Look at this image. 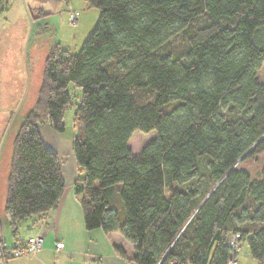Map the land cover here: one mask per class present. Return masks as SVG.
Masks as SVG:
<instances>
[{
    "label": "trees",
    "instance_id": "trees-1",
    "mask_svg": "<svg viewBox=\"0 0 264 264\" xmlns=\"http://www.w3.org/2000/svg\"><path fill=\"white\" fill-rule=\"evenodd\" d=\"M84 1L101 14L94 33L77 55L50 50L14 138L4 208L14 235L63 195L61 160L39 127L64 132L73 83L87 231L120 233L136 264H227L239 235L264 264V0ZM137 131L156 138L134 155Z\"/></svg>",
    "mask_w": 264,
    "mask_h": 264
},
{
    "label": "rangeland",
    "instance_id": "rangeland-1",
    "mask_svg": "<svg viewBox=\"0 0 264 264\" xmlns=\"http://www.w3.org/2000/svg\"><path fill=\"white\" fill-rule=\"evenodd\" d=\"M0 26H3V34L1 39L3 44L2 49L8 54L12 52V58L7 59L10 62H16L12 66L7 61L0 62V72L4 68H22L24 59V51H30L28 58L29 69H26V76H29V85L26 90H23L21 99L18 105L11 112V104L17 93L18 83L14 81L21 78L17 74L14 79H9L11 74L0 75V88H5L6 101L0 99V117L6 111L4 104L9 107L7 115L4 117L8 121V128L5 130L2 143L0 144V220L4 221V212L6 195H7V177L10 170V164L13 154L14 138L19 131L22 123L23 115L34 107L38 91L42 84L43 73L45 68L46 58L53 47L58 44L71 54L77 55L80 53L85 43L94 33L100 19V11L89 8L84 0H67L58 1L50 0L47 4L43 0H6L5 4L0 7ZM74 13L77 22L72 25L69 22L70 15ZM24 49V50H23ZM260 82L264 84V62L261 69L258 71ZM27 87V86H26ZM68 93L72 97V104L65 112L63 133L56 132L62 147L60 160H65L73 164L76 163L73 143L76 130L74 128V116L77 106L82 99V90L76 87L73 83L67 88ZM3 120V121H4ZM2 122V121H0ZM45 127L51 128L48 124ZM51 130H53L51 128ZM156 138V133H142L137 131L130 139L129 146L134 155H139L145 147ZM63 155V156H62ZM246 167L254 174L259 168L258 164L249 162ZM34 218V217H33ZM33 218L24 222V224H32ZM8 228V227H7ZM5 241L8 246L15 244L11 230H5ZM24 234V232H21ZM8 234V235H7ZM242 253L247 252L250 256L248 246L241 244ZM251 258V256H250Z\"/></svg>",
    "mask_w": 264,
    "mask_h": 264
},
{
    "label": "crops",
    "instance_id": "crops-1",
    "mask_svg": "<svg viewBox=\"0 0 264 264\" xmlns=\"http://www.w3.org/2000/svg\"><path fill=\"white\" fill-rule=\"evenodd\" d=\"M49 1L43 0V3L47 4ZM37 2L39 3V0ZM3 28V26H0V62L2 63L13 57L12 52L8 54L2 49L3 44H5L1 39L4 31ZM28 58H30V51H24L26 62H23L21 69L4 68L0 72V75L11 74L9 79H14L16 74L21 77L14 81L18 83V90L16 91L19 93H17L13 104L10 105L12 107L11 112L18 105L23 90L29 88V76L27 77L25 72L26 69H29ZM7 62L12 66L16 65V62ZM7 91L5 88H0V99L3 98L1 101H6ZM4 107L6 111L3 114H5L0 117V121H2L0 122V144L2 143L4 132L8 128V121H5L4 117L7 115L9 107L5 104ZM23 116L25 117L26 114ZM51 128H47L43 124L40 125L39 132L45 146L59 156L63 150L56 134L58 131L53 128L51 130ZM61 163L65 189L58 205L46 215L45 219L34 217L32 224H24L26 220L21 222L17 226L15 235L7 219L4 218L3 222L0 220V264H136L133 260L136 255L134 247L120 233L106 234L101 229L94 231L86 230L83 209L74 191V184L77 179L76 163L66 162L64 159L61 160ZM5 230L12 231L15 242L13 246L7 245ZM21 232H24V234ZM38 236L43 237L44 248L37 255L23 258H14L8 255L4 257L3 249H14L18 241L20 243H27ZM57 245H61V248L58 249ZM117 249L123 250L126 257H121L117 253ZM236 257L239 264H257L252 257L250 258L247 252L242 253L241 248Z\"/></svg>",
    "mask_w": 264,
    "mask_h": 264
},
{
    "label": "built area",
    "instance_id": "built-area-1",
    "mask_svg": "<svg viewBox=\"0 0 264 264\" xmlns=\"http://www.w3.org/2000/svg\"><path fill=\"white\" fill-rule=\"evenodd\" d=\"M70 24L74 25L77 22L76 15L72 13L69 17ZM230 248L232 250V256L228 260L227 264H239V261L236 257V254L241 248L239 242V235H232L229 240ZM44 239L41 236L36 237L29 243L24 246H18L16 249L8 251V255L14 258H23L28 256H35L43 250ZM58 249L61 248V245H57Z\"/></svg>",
    "mask_w": 264,
    "mask_h": 264
}]
</instances>
